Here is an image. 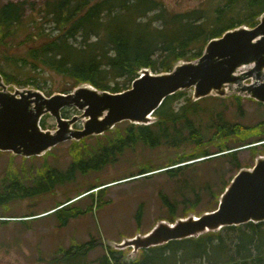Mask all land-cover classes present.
Returning <instances> with one entry per match:
<instances>
[{
	"label": "rangeland",
	"instance_id": "rangeland-1",
	"mask_svg": "<svg viewBox=\"0 0 264 264\" xmlns=\"http://www.w3.org/2000/svg\"><path fill=\"white\" fill-rule=\"evenodd\" d=\"M9 1L24 2L26 10L12 37L2 38L0 31V60L17 79L31 81L28 85L10 83L9 89H40L39 85L48 96L72 91L79 82L68 76L48 68L19 69L3 61L7 56L23 55L43 41L29 36L37 27H44L45 32L52 29L55 24L44 15L48 4L59 0H0V7ZM162 1L174 12L196 7L211 10L216 5L214 0ZM116 81L124 88L122 78ZM234 93L192 101L193 91L187 90L172 108L186 118L168 120L159 115L157 123L147 126L153 138H158L155 144L127 141L132 124L123 121L104 134L62 142L41 156L0 151V195L11 194L9 200L0 202V264H97L98 258L112 249V242L145 233L159 220L174 221L213 209L224 185L264 153L263 145L241 147L243 141L262 140L264 105L242 95L238 100ZM75 114H80L75 107L63 110L65 117ZM42 123L49 129L57 124L50 114ZM76 126L82 127L81 121ZM138 128H133L137 135ZM221 148L225 151L219 152ZM227 148L239 150L217 156L232 151ZM73 164L79 169L72 179L60 182ZM170 168L174 171L168 172ZM15 179L24 187H49L23 197L11 188ZM93 187L97 188L86 192ZM70 198L74 199L54 208ZM63 206L58 214L56 210ZM91 240L94 247L86 255L78 256L76 249L65 256ZM132 254V248H126L120 257L127 262Z\"/></svg>",
	"mask_w": 264,
	"mask_h": 264
},
{
	"label": "trees",
	"instance_id": "trees-1",
	"mask_svg": "<svg viewBox=\"0 0 264 264\" xmlns=\"http://www.w3.org/2000/svg\"><path fill=\"white\" fill-rule=\"evenodd\" d=\"M214 1L216 5L211 10L196 7L188 11L174 12L162 0H59L49 3V10L44 15L46 19L48 15L51 17L49 22L55 24L52 29L45 32L44 27H37L38 30L29 36L30 39L42 37L43 41L28 48L23 55L7 56L3 61L14 64L19 69L48 68L70 77L79 82L78 84L86 82L99 89L122 91L131 86L143 67L154 72L168 71L178 60L198 58L209 40L243 24L255 26L258 17L264 12V0ZM25 10L24 2L9 1L0 7L2 38L13 36L14 27L21 22ZM0 72L7 84L28 85L31 82L17 79L14 74L6 71L2 60ZM119 78L124 80V88L116 81ZM38 87L42 88L39 85ZM186 92L187 90L178 91L167 97L155 112L157 120L152 124L158 122L159 115L167 117L168 120L186 118L187 115L178 114L172 109L174 102ZM236 98L239 100L241 97ZM192 103L191 106L195 107L196 104ZM131 124L127 141L134 142L139 139L155 144L158 138H153L146 125ZM135 125L139 126L138 135L134 133ZM261 141H264V136L258 142ZM255 143L252 140L243 141L241 147ZM237 150L234 148L217 156ZM224 151L222 148L219 150ZM77 169L79 167L73 164L65 175L60 174V182L72 179ZM173 169L167 170L172 172ZM16 180L11 188L22 192L23 197L45 192L49 187L44 186L46 190L39 189L36 185L24 187ZM228 183L224 185V189ZM10 193L13 194V191ZM80 195L82 193L76 197ZM10 196L8 193L0 195V202L9 200ZM218 200L214 208L217 207ZM65 206L56 212L60 214L59 210ZM93 247L94 241L91 240L67 251L65 256L68 257L76 249L78 256H83ZM121 251L110 249L98 258L97 264H264V221L226 226L218 232H209L199 237L172 240L163 245L142 249L135 259L126 258L127 262L121 259Z\"/></svg>",
	"mask_w": 264,
	"mask_h": 264
},
{
	"label": "water",
	"instance_id": "water-1",
	"mask_svg": "<svg viewBox=\"0 0 264 264\" xmlns=\"http://www.w3.org/2000/svg\"><path fill=\"white\" fill-rule=\"evenodd\" d=\"M189 89L193 100L236 92L264 104V12L255 26L243 24L209 40L198 58L178 60L168 71L143 67L131 86L118 92L86 82L68 93L49 96L37 88L11 90L0 72V151L41 156L62 142L104 134L123 121L149 125L157 120L155 112L167 97ZM67 107H75L80 114L65 117ZM46 114L55 117V129L43 127ZM263 221L264 154H258L254 165L240 168L233 176L216 208L174 221L159 220L149 231L112 242L111 247L132 248L129 258L135 259L140 250L172 240Z\"/></svg>",
	"mask_w": 264,
	"mask_h": 264
},
{
	"label": "flooded vegetation",
	"instance_id": "flooded-vegetation-1",
	"mask_svg": "<svg viewBox=\"0 0 264 264\" xmlns=\"http://www.w3.org/2000/svg\"><path fill=\"white\" fill-rule=\"evenodd\" d=\"M220 36H222V35H220ZM220 36H218V37H220ZM247 82H250V80L249 81H247ZM190 90V89H189ZM232 94V93H231ZM230 95V94H229ZM229 95H227V96H229ZM233 95V94H232ZM234 95L236 96V97H241L240 95H238L237 93L235 94L234 93ZM214 96H216V97H221V96H217V95H214ZM227 96H225V97H227ZM207 97H209V96H207ZM203 98H206V97H203ZM203 98H200V100L201 99H203ZM221 98H224V97H221ZM242 98V97H241ZM247 98H249V97H247ZM249 99H252V98H249ZM199 100V99H198ZM252 100H254V99H252ZM195 101V100H194ZM254 101H256V100H254ZM256 102H258V101H256ZM258 103H260V102H258ZM263 104V103H262ZM138 125V124H137ZM146 126H149V125H146ZM256 145H264V141H261V142H257V143H255V144H251L250 146L248 145V146H246V148H249V147H253V146H256ZM236 150V149H235ZM239 150V149H238ZM237 150V151H238ZM264 154V153H263Z\"/></svg>",
	"mask_w": 264,
	"mask_h": 264
}]
</instances>
